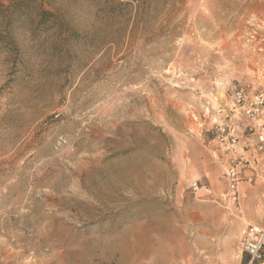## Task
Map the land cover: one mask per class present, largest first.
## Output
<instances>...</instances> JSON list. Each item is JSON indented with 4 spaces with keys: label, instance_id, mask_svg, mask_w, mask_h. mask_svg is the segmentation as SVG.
Returning a JSON list of instances; mask_svg holds the SVG:
<instances>
[{
    "label": "rangeland",
    "instance_id": "rangeland-1",
    "mask_svg": "<svg viewBox=\"0 0 264 264\" xmlns=\"http://www.w3.org/2000/svg\"><path fill=\"white\" fill-rule=\"evenodd\" d=\"M237 89L264 0H0V264H252L264 181L217 201Z\"/></svg>",
    "mask_w": 264,
    "mask_h": 264
},
{
    "label": "built area",
    "instance_id": "built-area-1",
    "mask_svg": "<svg viewBox=\"0 0 264 264\" xmlns=\"http://www.w3.org/2000/svg\"><path fill=\"white\" fill-rule=\"evenodd\" d=\"M232 102V111L239 112L251 122L250 126L242 131V135L246 134L248 130L250 135L255 137L256 143L251 149L253 154L250 157H245L238 154L239 127H228V136L222 138L221 143L227 157L221 161L222 178L226 185V191L217 197V201L229 213L240 212L241 188L245 181L252 183L257 178L264 181V175L259 171L264 161V96L260 95L254 101H247L245 91L237 89ZM226 130L224 129L222 132L225 134ZM247 169L251 173L249 177L245 176ZM194 188H198L197 184H194ZM263 248L264 226H248L241 243L242 252L254 260L260 258V252Z\"/></svg>",
    "mask_w": 264,
    "mask_h": 264
},
{
    "label": "trees",
    "instance_id": "trees-1",
    "mask_svg": "<svg viewBox=\"0 0 264 264\" xmlns=\"http://www.w3.org/2000/svg\"><path fill=\"white\" fill-rule=\"evenodd\" d=\"M252 264H264V248L260 252V258L252 260Z\"/></svg>",
    "mask_w": 264,
    "mask_h": 264
}]
</instances>
